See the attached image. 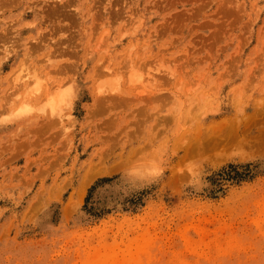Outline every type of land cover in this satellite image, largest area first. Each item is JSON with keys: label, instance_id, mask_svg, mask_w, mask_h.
<instances>
[{"label": "rangeland", "instance_id": "obj_1", "mask_svg": "<svg viewBox=\"0 0 264 264\" xmlns=\"http://www.w3.org/2000/svg\"><path fill=\"white\" fill-rule=\"evenodd\" d=\"M0 264H264V0H0Z\"/></svg>", "mask_w": 264, "mask_h": 264}, {"label": "bare ground", "instance_id": "obj_2", "mask_svg": "<svg viewBox=\"0 0 264 264\" xmlns=\"http://www.w3.org/2000/svg\"><path fill=\"white\" fill-rule=\"evenodd\" d=\"M24 70L23 69H21L20 70V75H19V77L17 78V80H19V81H22V80H24V79H26L28 76H30V74L29 75H27V74H24ZM22 73L25 75V76H23L22 77ZM32 77V76H31ZM35 78H37V77H35ZM155 76H150L149 78H148V82L149 83H152V82H154L155 81ZM37 80H39V78L37 79ZM26 81V80H25ZM24 82V81H23Z\"/></svg>", "mask_w": 264, "mask_h": 264}]
</instances>
